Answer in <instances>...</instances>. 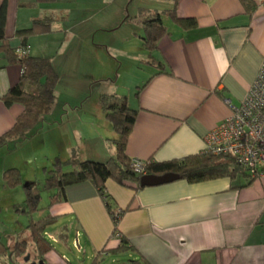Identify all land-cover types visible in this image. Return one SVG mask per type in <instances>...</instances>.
<instances>
[{
	"label": "crops",
	"instance_id": "0c3cea01",
	"mask_svg": "<svg viewBox=\"0 0 264 264\" xmlns=\"http://www.w3.org/2000/svg\"><path fill=\"white\" fill-rule=\"evenodd\" d=\"M252 1L256 7L249 14L239 0H178L176 15L193 18L196 27L183 31L173 22L166 26L169 33L158 41L153 60L143 51L148 67L142 77L124 89L110 87L107 76L91 77L93 81L83 78L82 48L91 33L79 34L76 25H55L58 16L61 20L65 15L57 8L59 0H6L4 34L16 49L20 44L14 36L16 29L29 27L34 19H50V31L31 36L28 51L50 58L57 74L70 79L64 107L58 109L56 99L50 110L57 112L60 120L72 114L76 121L72 127L67 125L69 140L62 159L72 150L81 159L98 162L112 155L109 141L117 135L99 105L100 95L112 92L125 96L128 107L137 111L126 142L127 156L162 162L202 153L205 134L230 113L226 100L240 105L264 64V0ZM20 72L17 64H7L0 53V135L22 111L20 104L6 106L1 100L18 82ZM90 82L97 86L96 91ZM72 102L67 110L66 105ZM54 124L61 128L64 123ZM48 125L51 128L52 124ZM0 150L3 153L9 147ZM9 168L17 166L0 167L1 178ZM105 191L111 197L112 212L120 213L116 224L119 237L114 236L112 215L90 183L66 187L65 198L51 206L49 195L44 213L54 216V222L65 216L73 218L72 243L81 248V237L87 252H83L84 261L72 263L53 246L43 255L47 264H90L98 254L102 261L126 254L131 264H264V176L249 183L244 177L194 183L177 179L136 191L106 180ZM23 209L14 212L25 216ZM27 223L28 217L24 227ZM3 224L1 221L2 244H29L25 228L27 240L14 239L16 230L12 228L4 242ZM69 231L63 225L57 236L44 234L65 245ZM120 239L131 248L116 250Z\"/></svg>",
	"mask_w": 264,
	"mask_h": 264
},
{
	"label": "trees",
	"instance_id": "16d2710c",
	"mask_svg": "<svg viewBox=\"0 0 264 264\" xmlns=\"http://www.w3.org/2000/svg\"><path fill=\"white\" fill-rule=\"evenodd\" d=\"M177 1L171 0L172 7L166 10L167 17L183 31L196 27V21L193 18H181L176 15ZM239 1L246 12L251 14L254 11L256 6L252 0ZM5 12L6 0H2L0 4V53H2L7 64H17L21 72L18 82L2 95L1 100L6 106L14 103L20 104L22 111L16 117L13 125L0 135V147L6 145L10 140L18 142L38 129L37 126L42 116L50 112L55 105L57 98L55 87L58 81V75L51 59L30 55L28 51V39L36 34L50 31V19H34L29 27L16 29L14 36L19 39L20 44L18 48L14 49L4 34ZM139 22L144 30V50L147 56L153 60L152 53L157 49L158 41L169 32L162 22L161 13L158 11L143 14ZM99 105L106 120L117 135L115 139L111 140L112 155L105 162L81 159L75 150H72L71 155L66 159L56 157L53 167L48 170L44 180V188L52 191L48 206L65 198L66 187L88 182L96 189L107 211L112 215L115 226L114 232H116L120 213L113 216L112 200L105 191L106 180H112L136 191L144 187L139 184L140 176L143 174L161 175L172 172L178 175V179H184L190 183L218 177L230 179L244 177L249 183L254 178L233 157L206 152L162 162L151 159L141 161L143 174L138 173L134 171L132 165V161L135 159H130L125 149L137 111L128 107L125 96L115 93L100 95ZM260 169L264 171V166ZM2 178L4 185L9 188L22 186L24 194L22 212L28 217L25 230L28 233L29 244L26 241H16L12 246H7L0 242V264H47L43 255L52 250L53 245L46 238L44 231L48 225L55 221V217L45 213L38 219H33V214L43 209V207L41 208V189L29 183H23L17 168L6 169ZM130 248L124 239H120V244L116 250ZM105 251L101 250V253ZM98 255L90 264L101 263L102 259ZM25 257L28 259L25 260Z\"/></svg>",
	"mask_w": 264,
	"mask_h": 264
},
{
	"label": "rangeland",
	"instance_id": "374dc122",
	"mask_svg": "<svg viewBox=\"0 0 264 264\" xmlns=\"http://www.w3.org/2000/svg\"><path fill=\"white\" fill-rule=\"evenodd\" d=\"M57 8L65 15L64 19L60 20L59 16L55 14L58 16L55 22L56 26L62 24L71 28L76 25L79 34L91 33L82 48L83 78L93 81L91 77L107 76L106 78L109 77L107 82L112 88L124 89L134 85L142 77L141 73L148 67L143 56L144 30L140 22L138 23L140 17L147 12L158 11L161 13L164 26L171 23L166 14V10L171 9V0H59ZM107 46H109L108 52L106 51ZM46 54L44 53V55ZM58 59L59 56H56V60ZM69 81L68 76L62 78L60 74L58 75L55 87L56 99L59 100L56 106L58 109L61 108V105L64 107L63 100L69 91ZM90 84H92L89 85L90 88L96 91L97 86L92 82ZM58 94H60L59 98ZM90 97L89 95V99ZM73 104L72 102L70 105H66V109L69 110ZM48 123L52 124L51 128ZM54 123L64 124L59 128ZM73 123L76 121L72 114L60 120V115L57 112L54 114L48 112L42 116L36 131L29 133L27 137L18 142L13 140L7 142L6 146L8 145L9 150L3 153L9 154V156L0 155V167L7 166L8 168L10 164H16L23 183L32 182L42 190L41 208H44L48 203L49 195L52 193L51 190H44L47 172L53 167L56 157L61 159V156H65L69 140L67 125L72 127ZM109 142V147L112 148V141ZM6 146L4 145L3 148ZM1 151L0 153H2ZM3 183L0 175V222L4 223L6 234L3 240L7 242L12 228L16 230L14 239L27 240V234H24L23 231L27 217L14 212L16 209L24 208L22 186L9 188ZM45 211L42 209L40 212H36L33 214V219H38L42 214H45ZM68 217L70 216L60 218L48 225L44 232L57 236L60 227L66 225L70 231L65 245L49 241L59 253L64 254L72 263H75V259L81 262L84 261L83 252H87V248L81 237L79 238L81 248L76 244L73 245V218L69 219ZM14 239L12 240L14 241ZM130 259L126 254L111 255L104 258L102 264H131Z\"/></svg>",
	"mask_w": 264,
	"mask_h": 264
},
{
	"label": "built area",
	"instance_id": "2783aa9c",
	"mask_svg": "<svg viewBox=\"0 0 264 264\" xmlns=\"http://www.w3.org/2000/svg\"><path fill=\"white\" fill-rule=\"evenodd\" d=\"M226 103L230 113L205 134L202 152L233 157L250 175L264 176L260 169L264 166V64L240 105L229 100ZM132 165L134 171L143 174L141 161L133 160ZM114 236L120 235L114 232Z\"/></svg>",
	"mask_w": 264,
	"mask_h": 264
},
{
	"label": "water",
	"instance_id": "95a60500",
	"mask_svg": "<svg viewBox=\"0 0 264 264\" xmlns=\"http://www.w3.org/2000/svg\"><path fill=\"white\" fill-rule=\"evenodd\" d=\"M178 179V175L167 172L161 175H153V174H143L140 176L139 184L140 186H150V185H159L163 183L172 182ZM28 257L25 258L27 260Z\"/></svg>",
	"mask_w": 264,
	"mask_h": 264
}]
</instances>
